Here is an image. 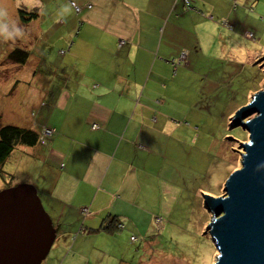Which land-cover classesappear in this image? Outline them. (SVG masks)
<instances>
[{
  "label": "rangeland",
  "instance_id": "rangeland-1",
  "mask_svg": "<svg viewBox=\"0 0 264 264\" xmlns=\"http://www.w3.org/2000/svg\"><path fill=\"white\" fill-rule=\"evenodd\" d=\"M72 1L36 0L28 11L25 0H19V7L18 0H0V7L8 13L4 21L13 33L11 38L0 34V126L16 125L42 133L50 125L45 109L40 111L32 102L39 94H28V87L9 80L27 75L35 67L43 75L59 77L67 44L59 46L55 38L70 33L76 24L72 18L80 6ZM196 1L199 13L182 6L188 16L183 18L185 27L178 38V58H168L169 67L142 94L153 99L152 114L157 116L153 127L177 124L173 131L157 133L155 128L151 135L135 137L136 162L144 156L147 168L143 192L137 184V198L120 197L113 202L112 211L121 215L116 216V230L82 226L71 237H77L79 243L72 240L70 247L62 248L61 241L55 240L41 264L214 263L217 248L205 230L212 213L205 210L203 194L221 195L226 177L240 167V142L248 141V132L230 121L264 83V67L257 62L264 54V0H235L236 6L233 0ZM20 7L26 9V16L34 7L37 17L24 26L18 15ZM55 9L52 19H42L51 17ZM166 28L173 29V25ZM27 41L30 56L25 68L17 69L18 62L8 53L26 50ZM38 57L41 62L35 65ZM166 120L170 124L165 125ZM42 139L36 147L15 146L0 166V189L28 182L41 198L49 175L44 169L48 159H39V149L51 138ZM53 162L50 159L51 166Z\"/></svg>",
  "mask_w": 264,
  "mask_h": 264
},
{
  "label": "crops",
  "instance_id": "crops-1",
  "mask_svg": "<svg viewBox=\"0 0 264 264\" xmlns=\"http://www.w3.org/2000/svg\"><path fill=\"white\" fill-rule=\"evenodd\" d=\"M172 1L73 0L80 6L79 11L74 9L76 24L70 33L55 38L57 45L67 44L59 77L43 75L35 67L9 80L28 87V94H39L32 102L40 111L45 109L47 126L54 128L45 136L51 138L47 146L39 149V159H48L44 169L49 175L41 200L53 218L55 240L61 241L62 248L73 241L79 243L71 237L82 226L100 227L114 216L121 217L112 211L113 202L120 197L137 198V184L143 192L147 168L144 156L136 162L135 137L151 135L155 128L157 133L176 130L177 124L167 125L168 120L167 126L153 127L157 121L152 114L153 99L149 94L142 96L169 67L167 59L174 61L180 54L178 38L185 27L183 18L188 16L183 9L199 13L196 0ZM56 14L57 9L42 19ZM169 24L173 29L166 28ZM30 44L27 41L25 47L28 58ZM27 60L18 62L17 69ZM40 62L38 57L35 65ZM50 159H54L52 166Z\"/></svg>",
  "mask_w": 264,
  "mask_h": 264
},
{
  "label": "water",
  "instance_id": "water-1",
  "mask_svg": "<svg viewBox=\"0 0 264 264\" xmlns=\"http://www.w3.org/2000/svg\"><path fill=\"white\" fill-rule=\"evenodd\" d=\"M257 62L264 67V54ZM230 125L245 129L248 141L240 142V167L226 177L223 193L203 194L205 210L212 213L205 230L217 248L213 264H264V83L234 112ZM55 238L34 185L0 189V264H41Z\"/></svg>",
  "mask_w": 264,
  "mask_h": 264
},
{
  "label": "trees",
  "instance_id": "trees-1",
  "mask_svg": "<svg viewBox=\"0 0 264 264\" xmlns=\"http://www.w3.org/2000/svg\"><path fill=\"white\" fill-rule=\"evenodd\" d=\"M185 7L189 8L188 5L185 3ZM26 9L20 7L18 10V15L21 22H28L31 20V17L36 16L37 12L33 10L29 12V15H25ZM28 51L27 50H20V49H13L11 52L8 53V57L11 58L13 61H17L19 63H24L28 59ZM50 127V126H47ZM52 128V127H50ZM54 131V128H52ZM40 140V133L37 130H33L30 128L19 127L16 125H3L0 126V165L2 161L13 151L14 147L17 144H24V145H35ZM119 223L117 218L114 216L106 222V225L101 226L95 231H99L103 229L105 231H113L116 230L115 224ZM117 225V224H116ZM94 231L93 229H90Z\"/></svg>",
  "mask_w": 264,
  "mask_h": 264
},
{
  "label": "clouds",
  "instance_id": "clouds-1",
  "mask_svg": "<svg viewBox=\"0 0 264 264\" xmlns=\"http://www.w3.org/2000/svg\"><path fill=\"white\" fill-rule=\"evenodd\" d=\"M25 2L29 5L28 11H31L30 5L35 3L36 0H25ZM17 7H19V0L17 2ZM8 13L6 8L0 7V34L4 35L6 38H11L12 32L8 31V24L5 23L4 17H7ZM9 23V22H8ZM13 25V30L15 31L16 35H20V30L15 28V24L12 23Z\"/></svg>",
  "mask_w": 264,
  "mask_h": 264
},
{
  "label": "built area",
  "instance_id": "built-area-1",
  "mask_svg": "<svg viewBox=\"0 0 264 264\" xmlns=\"http://www.w3.org/2000/svg\"><path fill=\"white\" fill-rule=\"evenodd\" d=\"M234 1L235 0H233V2ZM72 4L75 5L74 3H72ZM234 6H235V2H234ZM75 7H76V5H75ZM76 10H79V9L76 7ZM249 34L252 35L251 32H249ZM52 132H53V129L52 128H50V127H44L43 130H42V133H41V138H43L46 135L52 134ZM84 210H85V208H84Z\"/></svg>",
  "mask_w": 264,
  "mask_h": 264
},
{
  "label": "flooded vegetation",
  "instance_id": "flooded-vegetation-1",
  "mask_svg": "<svg viewBox=\"0 0 264 264\" xmlns=\"http://www.w3.org/2000/svg\"><path fill=\"white\" fill-rule=\"evenodd\" d=\"M17 145H18V144H17ZM14 148H15V147H14ZM7 157H8V156H7ZM7 157H6V158H7ZM6 158L2 161L1 165L4 163V161L6 160ZM1 165H0V166H1ZM7 186H10V185H7Z\"/></svg>",
  "mask_w": 264,
  "mask_h": 264
}]
</instances>
